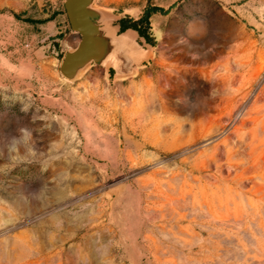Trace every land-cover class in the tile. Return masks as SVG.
I'll use <instances>...</instances> for the list:
<instances>
[{
    "label": "rangeland",
    "instance_id": "rangeland-1",
    "mask_svg": "<svg viewBox=\"0 0 264 264\" xmlns=\"http://www.w3.org/2000/svg\"><path fill=\"white\" fill-rule=\"evenodd\" d=\"M93 5L130 73L64 79L62 0H0V264H264V0Z\"/></svg>",
    "mask_w": 264,
    "mask_h": 264
},
{
    "label": "water",
    "instance_id": "water-1",
    "mask_svg": "<svg viewBox=\"0 0 264 264\" xmlns=\"http://www.w3.org/2000/svg\"><path fill=\"white\" fill-rule=\"evenodd\" d=\"M94 0H62L72 32L78 35L76 45L67 50L60 61L59 72L64 79L73 80L88 65L110 63L117 75L130 73L144 56L143 49L124 32L116 30Z\"/></svg>",
    "mask_w": 264,
    "mask_h": 264
},
{
    "label": "trees",
    "instance_id": "trees-1",
    "mask_svg": "<svg viewBox=\"0 0 264 264\" xmlns=\"http://www.w3.org/2000/svg\"><path fill=\"white\" fill-rule=\"evenodd\" d=\"M152 10L153 11H156V10H158V8L154 7ZM149 15H150V11L145 16L141 17V19H140L142 22H144L146 24V26L148 24V17H149Z\"/></svg>",
    "mask_w": 264,
    "mask_h": 264
},
{
    "label": "bare ground",
    "instance_id": "bare-ground-1",
    "mask_svg": "<svg viewBox=\"0 0 264 264\" xmlns=\"http://www.w3.org/2000/svg\"><path fill=\"white\" fill-rule=\"evenodd\" d=\"M124 37L127 39H130L132 37V35L129 32H124Z\"/></svg>",
    "mask_w": 264,
    "mask_h": 264
}]
</instances>
